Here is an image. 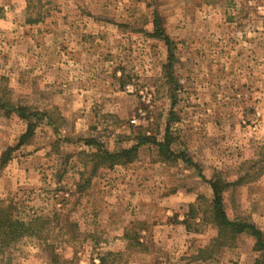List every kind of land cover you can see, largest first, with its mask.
Instances as JSON below:
<instances>
[{"label": "rangeland", "instance_id": "1", "mask_svg": "<svg viewBox=\"0 0 264 264\" xmlns=\"http://www.w3.org/2000/svg\"><path fill=\"white\" fill-rule=\"evenodd\" d=\"M0 87L55 121L20 145L0 111V201L49 223L9 264L260 258L249 234L218 246L206 206L223 183L228 218L264 236V0H0Z\"/></svg>", "mask_w": 264, "mask_h": 264}, {"label": "trees", "instance_id": "2", "mask_svg": "<svg viewBox=\"0 0 264 264\" xmlns=\"http://www.w3.org/2000/svg\"><path fill=\"white\" fill-rule=\"evenodd\" d=\"M38 22H40V20H28V24H37ZM155 27H157L158 32H160L161 35L164 34L157 21L155 23ZM166 43L167 45H171V40L168 37L166 38ZM173 60L174 58L170 57V62H173ZM0 111L8 117H10V115H16L18 118L27 123V131L21 137L20 145H24L34 136L38 125L41 122H44V119H47L48 126L55 125V121L52 120L51 114L42 113L31 107L15 103L12 92L6 87H0ZM146 140H148V138H146ZM142 144L143 142L138 143L136 146L124 149L117 154H110L106 151L100 152L99 155L97 154L93 156L95 165L98 166L103 162L108 164L111 168L114 166L125 165L128 163L125 162L127 161L126 159L132 157V154H135ZM88 145H92V142L88 143ZM168 145H170V143H168ZM158 147L162 149L165 148V145L158 144ZM12 151L13 149H8L5 153H3L1 157V160L3 161L2 165L6 164L10 160L9 155ZM167 151L172 158H185L183 153L176 154L170 150ZM130 161H132V159H130L129 162ZM223 185L224 184H221L220 182L211 183L214 199L206 206L207 217L210 219L208 221L218 229V236L214 242H216L218 246L225 247L224 240L226 238L232 243L235 242L241 235L249 234L255 240V249L260 254V258L255 264H264L263 234L251 224L231 221L228 218L224 205L222 190ZM190 209L193 210L194 206H191ZM48 225L49 223L42 218H35L31 221H26L19 215L13 204H7L4 201H0V264H9V253L26 239L30 238L45 241L43 235L46 232ZM111 255L112 254H108L107 256ZM107 258L108 257L106 256L100 258L99 264H106ZM56 259V256L52 255V261H55Z\"/></svg>", "mask_w": 264, "mask_h": 264}]
</instances>
